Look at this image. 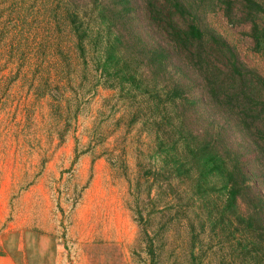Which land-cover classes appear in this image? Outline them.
<instances>
[{
    "label": "trees",
    "instance_id": "1",
    "mask_svg": "<svg viewBox=\"0 0 264 264\" xmlns=\"http://www.w3.org/2000/svg\"><path fill=\"white\" fill-rule=\"evenodd\" d=\"M61 2H51L53 16L42 26H49L55 43L64 23L72 54L53 46L50 61L40 62L48 47L32 36L38 45L28 54L41 57L31 87L39 98L53 90L63 96L80 68L82 89L91 76L92 90L132 100L130 109L138 111L127 133L142 122L153 140L151 162L138 163L129 181L130 211L151 264L160 263L175 226L187 229L190 264L199 259L207 232L218 252L229 248L235 264H264V76L210 22L219 14L229 27L247 29L252 53L264 59V0ZM25 9L22 4V16L6 18L13 24L6 52L20 51L19 37L29 42L17 29L29 24ZM52 63L55 72L47 69ZM56 103L52 109L61 116L64 103ZM212 246L202 254L216 253Z\"/></svg>",
    "mask_w": 264,
    "mask_h": 264
},
{
    "label": "rangeland",
    "instance_id": "2",
    "mask_svg": "<svg viewBox=\"0 0 264 264\" xmlns=\"http://www.w3.org/2000/svg\"><path fill=\"white\" fill-rule=\"evenodd\" d=\"M53 1L0 0V19L22 16L24 4L29 22L17 27L29 42L19 37L20 51L13 54L3 49L13 24L6 20L0 30V243L26 264H151L130 211L129 181L138 163L151 162L153 140L142 122L127 133L131 113L138 111L130 109L132 100H122L118 91L92 90L91 76L82 89L80 68L63 96L53 90L51 97L39 98L31 87L41 57L28 54L38 45L33 37L44 38L48 47L40 51V62L50 61L53 46L72 54L73 38L64 23L55 43L47 36L49 26H42L53 16ZM210 18L241 60L264 76V59L252 53L248 30L229 27L219 14ZM57 101L64 103L61 116L52 109ZM141 115L144 119L146 112ZM188 241L186 227L175 226L159 264H190ZM216 243L207 232L196 264H235L229 248L218 252ZM211 246L216 253L202 254Z\"/></svg>",
    "mask_w": 264,
    "mask_h": 264
},
{
    "label": "crops",
    "instance_id": "3",
    "mask_svg": "<svg viewBox=\"0 0 264 264\" xmlns=\"http://www.w3.org/2000/svg\"><path fill=\"white\" fill-rule=\"evenodd\" d=\"M21 251L22 249H18V252ZM25 262L24 257L19 259L17 253H11L10 250L8 252L4 243H0V264H24Z\"/></svg>",
    "mask_w": 264,
    "mask_h": 264
}]
</instances>
